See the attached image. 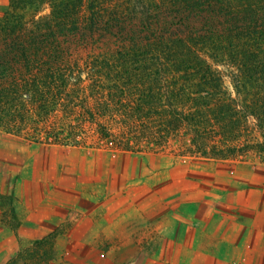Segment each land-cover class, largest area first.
Here are the masks:
<instances>
[{"label": "rangeland", "instance_id": "rangeland-1", "mask_svg": "<svg viewBox=\"0 0 264 264\" xmlns=\"http://www.w3.org/2000/svg\"><path fill=\"white\" fill-rule=\"evenodd\" d=\"M112 2L118 14L111 23L88 22L87 11L82 9L76 29L64 34L52 30L50 34L46 28L42 34L35 23L49 14L47 3L17 8L10 0H0V82L5 80L11 91L23 79L31 81L38 74V67L27 72L14 63L12 67L7 65L15 60L13 54L34 57L38 48H46L62 64L78 66L73 68L76 72L91 58H110L133 39L144 38L142 17L155 14L154 6L151 8L148 0L136 7ZM166 12H157L162 14L158 21L152 17L150 22L167 34L183 35L205 27L199 17L180 23L170 17L169 9ZM6 13L14 15V31L8 27L11 25H5ZM216 20L219 26V17ZM40 27L44 29L46 23ZM208 61L220 73L226 90L234 95V66L221 60ZM83 95L80 92V97ZM29 101H25L23 110L24 121L31 124L27 129L17 133L0 127V264L54 231L57 235L52 258L34 264H250L256 260L248 247L264 244V153L206 160L179 155L169 148L165 152H128L132 156L128 160L121 157L126 151L106 146L48 144L40 137L52 132L41 127L45 119ZM46 117L52 122L79 120L54 113ZM81 130V141L92 144L95 133L88 126ZM257 136L252 130L247 134L248 139ZM94 149L108 156L112 171L123 169L124 184L138 183L130 189L122 187L120 211L112 209L114 200L109 201L110 206H99L94 202L101 203L102 198L89 195V169L82 168L89 154L97 152ZM138 164L143 166L141 175ZM51 172L55 175L53 182L42 181L43 175L49 177ZM42 206L54 210V214L43 213ZM106 207L111 210L106 211ZM134 208L140 212L134 214ZM141 208L146 216H139Z\"/></svg>", "mask_w": 264, "mask_h": 264}, {"label": "trees", "instance_id": "trees-1", "mask_svg": "<svg viewBox=\"0 0 264 264\" xmlns=\"http://www.w3.org/2000/svg\"><path fill=\"white\" fill-rule=\"evenodd\" d=\"M112 1L10 0V4L18 8L47 3L49 14L38 18L37 30L64 34L76 29L82 9L87 11L88 22L111 23L118 14ZM116 1L136 7L145 0ZM148 1L156 13L142 17L144 38L133 39L110 58H91L76 72L73 68L78 66L62 64L46 48H38L34 57L13 54L15 60L7 65L14 63L27 72L38 67V74L31 81L23 79L11 91L5 80L0 82V127L17 133L27 129L31 124L24 121L23 110L30 99V107L45 119L41 127L52 132L40 137L48 144L106 146L126 152L172 148L176 154L206 160L264 153V0ZM165 9L180 23L199 17L205 27L183 35L162 32L150 21L167 14ZM13 18L9 13L3 17L14 31ZM43 22L44 29L40 27ZM208 59L234 66V95L226 90ZM53 113L79 120L47 121L46 116ZM86 126L95 133V141L85 145L79 132ZM251 130L257 138H247ZM56 235L54 231L34 241L5 264L50 260Z\"/></svg>", "mask_w": 264, "mask_h": 264}, {"label": "crops", "instance_id": "crops-1", "mask_svg": "<svg viewBox=\"0 0 264 264\" xmlns=\"http://www.w3.org/2000/svg\"><path fill=\"white\" fill-rule=\"evenodd\" d=\"M94 151H97V152H92V154H89L90 156H88L89 157L88 163L86 164L87 161L85 160L86 167L82 168V169H89V179H90L89 185L91 187V189L89 190L90 191L89 195H90V197H93V198H95L97 196L102 198L101 203H97L96 201L94 202L96 205H99V206H102V204L104 205L106 203L109 204V206H110L109 201L111 199L114 200L115 206H113L112 209L114 211H120L118 209V207L120 204H123V200L121 198V196H123L122 195L123 193L121 192L122 187L127 186L130 189L132 187H135V185H137L138 183L135 181H129V182H126V184H124L122 181L124 178L123 169L118 170V171H114V170L112 171V169H111L112 163L110 162L108 156L105 154H101L100 153L101 150H99V149H94ZM119 152H125V151L119 150ZM121 157H128V160H130L132 158L131 154H129L128 152L122 153ZM82 167H84V166H82ZM137 167H138V170H139L140 175H141V171L143 170V166L141 164H138ZM143 174L144 173H142V175ZM69 178H70V176H69ZM75 178H76L75 175H73V179H75ZM53 179H55V175L53 176V172L50 173L49 177L47 174H44L42 177V181L53 182L52 181ZM60 181H61V177H59V182ZM56 185H58V184H56ZM74 185L80 186L77 183ZM75 189L78 191L80 188L77 187ZM38 190H39V187H38ZM50 192H51V190H50ZM126 200H128L127 197H126ZM42 204L50 205L47 203H42ZM142 204H144V203L142 202ZM107 210H111V208L106 207V211ZM41 211H44L43 213L47 212L48 215L50 213L54 214V210L47 209V208H45V210H44L43 206L41 207ZM138 211L140 212L139 208H134L132 212L134 214H137V213H139ZM139 216H146V215H144V209L141 208V214ZM261 227H262V234L264 236V227L263 226H261ZM237 246L238 245L235 246V249L237 248ZM248 248L250 249L251 252H254L256 254L254 257V258H256V260L251 262L250 264H264V244H262L260 246H250ZM244 249L245 248L243 247L242 252L245 251ZM234 264H246V263L244 261H237Z\"/></svg>", "mask_w": 264, "mask_h": 264}]
</instances>
